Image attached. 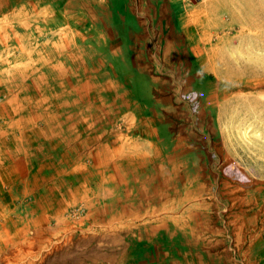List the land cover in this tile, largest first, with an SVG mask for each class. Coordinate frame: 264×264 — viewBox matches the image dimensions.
I'll return each mask as SVG.
<instances>
[{
	"label": "crops",
	"instance_id": "crops-1",
	"mask_svg": "<svg viewBox=\"0 0 264 264\" xmlns=\"http://www.w3.org/2000/svg\"><path fill=\"white\" fill-rule=\"evenodd\" d=\"M33 2V12L49 13L27 25L49 30L32 37L48 45L38 52L47 63L26 73L33 79L23 80L15 103L4 102L16 116L0 131V188L34 197L35 219H60L83 205L94 220L129 221L134 240L137 232L146 240L175 236L182 252L224 246L219 235L228 221L246 264H264L260 210L248 206L249 189L260 184L226 174L217 83L197 49L199 7L187 0ZM17 9L30 11L25 3ZM192 92L202 98L196 113L186 100Z\"/></svg>",
	"mask_w": 264,
	"mask_h": 264
},
{
	"label": "rangeland",
	"instance_id": "rangeland-1",
	"mask_svg": "<svg viewBox=\"0 0 264 264\" xmlns=\"http://www.w3.org/2000/svg\"><path fill=\"white\" fill-rule=\"evenodd\" d=\"M33 1L0 0V131L7 118L16 116L4 102L15 103L20 84L33 79L26 73L47 63L40 61L38 52L48 51V45L34 44L32 37H47L49 30L27 25L48 21L49 13L33 12ZM23 3L29 13L17 9ZM187 4L199 7L197 49L202 68L217 83L215 115L225 142L226 174L234 182L260 184L249 189L248 206L257 204L264 232V0H187ZM89 52L96 53V47L90 45ZM18 191L0 188V264H230L232 258L236 264H246L243 244H238L228 221V232L219 235L224 246L218 243L210 252H182L175 236L146 240L137 232L134 240L136 232L127 230L129 221L94 220L83 205L69 206L60 219H35L40 206L34 197L23 198Z\"/></svg>",
	"mask_w": 264,
	"mask_h": 264
},
{
	"label": "built area",
	"instance_id": "built-area-1",
	"mask_svg": "<svg viewBox=\"0 0 264 264\" xmlns=\"http://www.w3.org/2000/svg\"><path fill=\"white\" fill-rule=\"evenodd\" d=\"M187 102L190 104L193 113L198 112L202 105L201 94L197 92H192L186 96Z\"/></svg>",
	"mask_w": 264,
	"mask_h": 264
}]
</instances>
